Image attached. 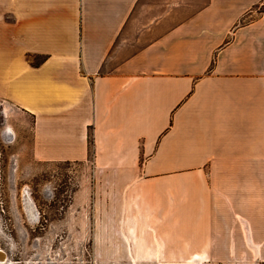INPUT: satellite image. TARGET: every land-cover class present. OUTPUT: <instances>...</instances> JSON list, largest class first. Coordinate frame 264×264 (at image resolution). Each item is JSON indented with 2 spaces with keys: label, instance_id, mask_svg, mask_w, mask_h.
Instances as JSON below:
<instances>
[{
  "label": "crops",
  "instance_id": "1",
  "mask_svg": "<svg viewBox=\"0 0 264 264\" xmlns=\"http://www.w3.org/2000/svg\"><path fill=\"white\" fill-rule=\"evenodd\" d=\"M0 105L39 160L91 140L160 260H262L264 0H0Z\"/></svg>",
  "mask_w": 264,
  "mask_h": 264
},
{
  "label": "rangeland",
  "instance_id": "2",
  "mask_svg": "<svg viewBox=\"0 0 264 264\" xmlns=\"http://www.w3.org/2000/svg\"><path fill=\"white\" fill-rule=\"evenodd\" d=\"M1 108L0 264H264V247L248 260L253 248L238 240L213 255L224 260H160L179 241L161 239L159 251L126 184L94 165L92 143L84 162L39 160L31 123Z\"/></svg>",
  "mask_w": 264,
  "mask_h": 264
},
{
  "label": "bare ground",
  "instance_id": "3",
  "mask_svg": "<svg viewBox=\"0 0 264 264\" xmlns=\"http://www.w3.org/2000/svg\"><path fill=\"white\" fill-rule=\"evenodd\" d=\"M0 258L3 259L4 258V255L2 252H0ZM0 259V262H2V260Z\"/></svg>",
  "mask_w": 264,
  "mask_h": 264
},
{
  "label": "flooded vegetation",
  "instance_id": "4",
  "mask_svg": "<svg viewBox=\"0 0 264 264\" xmlns=\"http://www.w3.org/2000/svg\"><path fill=\"white\" fill-rule=\"evenodd\" d=\"M7 262H8V261H6L5 263H7ZM5 263H4V264H5Z\"/></svg>",
  "mask_w": 264,
  "mask_h": 264
},
{
  "label": "trees",
  "instance_id": "5",
  "mask_svg": "<svg viewBox=\"0 0 264 264\" xmlns=\"http://www.w3.org/2000/svg\"><path fill=\"white\" fill-rule=\"evenodd\" d=\"M90 144H91V140H90Z\"/></svg>",
  "mask_w": 264,
  "mask_h": 264
}]
</instances>
